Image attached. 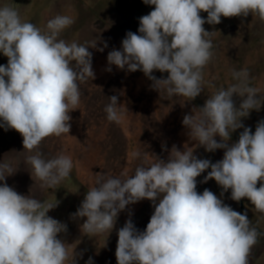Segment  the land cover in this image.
<instances>
[{
	"label": "clouds",
	"instance_id": "1",
	"mask_svg": "<svg viewBox=\"0 0 264 264\" xmlns=\"http://www.w3.org/2000/svg\"><path fill=\"white\" fill-rule=\"evenodd\" d=\"M143 3L154 10L139 17V34L128 31L121 49L108 53V64L129 72L140 70L154 90L188 101L202 92V70L213 56L212 32L203 25L249 14L264 21V0ZM201 12L207 13L206 19ZM73 23L71 16L56 15L41 30L22 20L17 9L0 6V53L7 57V64L0 65V127L20 133L24 149L30 152L47 137L69 133L70 112L80 102L79 84L94 79L88 49L96 47V39L91 46L58 39ZM154 70L167 72V78L158 79ZM232 75L238 83L212 93L182 120L190 140L208 152L224 149L221 160L199 159L191 148L180 151L173 145L167 160L155 156L154 162L136 166L131 175L97 173L94 186L71 214L73 219L86 218L80 229L94 236L110 233L126 206L144 199L152 202L154 212L145 230H138L131 218L118 230L117 264H248L259 234L247 213L233 210L207 188L197 191L196 178L210 168L201 183L214 179L221 196L231 190L230 199L247 198L264 214V119L257 122L254 133L241 122L264 100L248 85L247 70ZM234 94L243 98L239 107ZM108 98L106 118L119 123L122 104L117 95ZM241 128L238 141L229 145L231 134ZM139 155L132 153L133 159ZM26 162L42 187L49 188L68 177L74 166L63 153L46 160L37 151ZM13 173L10 164H0V181ZM57 204L21 195L6 182L0 184V264H67L70 259L76 264V254L70 257L68 244L58 238L67 232V224L47 214ZM86 264H93L91 257Z\"/></svg>",
	"mask_w": 264,
	"mask_h": 264
},
{
	"label": "rangeland",
	"instance_id": "2",
	"mask_svg": "<svg viewBox=\"0 0 264 264\" xmlns=\"http://www.w3.org/2000/svg\"><path fill=\"white\" fill-rule=\"evenodd\" d=\"M9 5L17 9L22 20L45 30L48 20L56 15H68L74 23L64 29L58 39L91 46L96 39L92 53L94 79L89 77L79 84L80 102L77 109L70 112L69 133L45 138L37 149H24L23 137L14 129L5 131L0 127V164H10L14 173L5 181L21 195H28L41 202L57 204L47 214L67 224V232L58 234L68 245L69 255L76 254V264H86L89 257L93 264H117L115 251L118 230L131 218L135 227L146 229L154 212L152 202L144 199L130 204L118 214L112 231L87 236L80 226L86 218L73 219L86 192L95 184L97 173L106 176L131 175L136 166H148L156 157L167 160L175 145L178 150L191 148L199 159H209L215 163L223 158L224 149L208 152L188 136V129L182 120L191 114L194 107H202L212 93L238 83L233 79V71L247 70L248 85L257 90L264 100V21L249 14L247 17L221 18V23H205V30L212 32L213 56L203 68V90L194 100L183 96L169 97L165 92L154 90L142 71L121 70L109 65L107 55L113 49L120 50L126 33L139 34V17L154 10L143 0H0V6ZM202 18L206 12L200 13ZM107 43V47L104 44ZM104 48L98 51L97 49ZM74 63V62H73ZM7 64V57L0 53V65ZM111 67V71L107 69ZM153 75L167 78L168 73L154 70ZM118 96L122 104L123 117L119 123L107 120L104 111L110 102L108 97ZM233 96L236 107L242 102ZM259 107V105H257ZM264 119V104L259 110H251L249 116L241 118L245 127L255 132L258 121ZM243 128L231 134L229 145L239 139ZM217 142H221L219 136ZM37 151L44 159H51L61 153L73 160L70 175L54 187H42L36 178L27 157ZM139 152L133 159L132 153ZM210 168L197 177V191L209 189L235 211L247 213L251 227L258 232L257 243L248 256V264H264V214L257 212L247 198L239 202L230 199L231 190L221 196L222 189L215 180L201 183ZM259 183L257 187H259ZM71 264V259L67 262Z\"/></svg>",
	"mask_w": 264,
	"mask_h": 264
}]
</instances>
